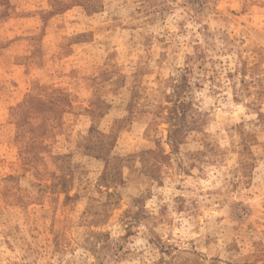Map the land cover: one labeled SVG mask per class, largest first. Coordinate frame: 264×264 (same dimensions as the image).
Here are the masks:
<instances>
[{"label":"rangeland","instance_id":"1","mask_svg":"<svg viewBox=\"0 0 264 264\" xmlns=\"http://www.w3.org/2000/svg\"><path fill=\"white\" fill-rule=\"evenodd\" d=\"M0 264H264V0H0Z\"/></svg>","mask_w":264,"mask_h":264}]
</instances>
